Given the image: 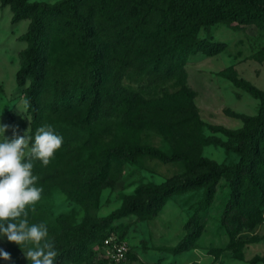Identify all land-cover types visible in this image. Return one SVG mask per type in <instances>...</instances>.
I'll list each match as a JSON object with an SVG mask.
<instances>
[{"label": "rangeland", "instance_id": "1", "mask_svg": "<svg viewBox=\"0 0 264 264\" xmlns=\"http://www.w3.org/2000/svg\"><path fill=\"white\" fill-rule=\"evenodd\" d=\"M64 1L28 0L48 9L41 12L40 127L51 125L63 137L48 165L33 161L43 191L28 210L29 223L44 222L49 243L84 239L83 255L64 264H103L97 244L112 230L130 247L120 264H264V205L249 218L235 210L227 214L230 179L218 182L208 203V183L191 181L212 164L242 160L264 100V24L245 19L233 0L206 6L203 13L214 9L227 17L195 31L172 13V0H82L76 9L100 51L105 87L87 124L90 55L78 41L71 8L56 9ZM15 7V1L0 0V123L8 125L9 139L14 133L29 137L26 157L32 122L26 95L34 76L19 85L17 75L30 59L36 11L15 20ZM194 37L219 51L190 53ZM110 147L161 156L113 157L103 173L100 154ZM258 147L264 161V138ZM255 171L264 186V167L257 164ZM162 194L167 198L155 212L149 201ZM195 214L201 234L177 253ZM10 243L0 240V248ZM16 247L17 258L27 263Z\"/></svg>", "mask_w": 264, "mask_h": 264}, {"label": "trees", "instance_id": "2", "mask_svg": "<svg viewBox=\"0 0 264 264\" xmlns=\"http://www.w3.org/2000/svg\"><path fill=\"white\" fill-rule=\"evenodd\" d=\"M4 2L15 1L16 4V14L14 16L15 20L24 18L26 14L35 10L36 14L30 26L29 36L32 39L31 55L28 62L20 69L17 75V81L19 85H23L25 80L34 76L31 85L28 88L26 95V102L28 104L29 113L32 117L31 131H30V148L32 139L36 134V130L40 128L43 112L40 106L39 92L42 86V76L39 73L40 66V51L43 37V18L41 16L42 11H47L48 9L38 5L29 4L28 0H2ZM82 0H66L59 7L68 5L76 16V20L79 26L80 35L78 41L81 46L89 51V72L88 78L90 80L91 89V99L88 103V110L85 116V122L90 124V119H92L99 107L104 101V89L102 84V74H101V54L96 45L91 40V29L89 25L84 20L83 16L79 14L76 6ZM215 0H172L171 9L172 13L176 16L181 14L180 18L183 20L184 27L188 23L193 26L194 31L197 25L208 26L214 24L221 19L227 17L225 12L210 9L207 14L203 13L206 6L213 3ZM222 5L225 3H230L229 0H219ZM233 3L239 6L238 10L241 15L249 20L258 21L264 24V2L262 0H233ZM224 6V5H223ZM174 16V17H175ZM177 18V17H175ZM179 18V17H178ZM177 18V19H178ZM186 37V33L182 35ZM178 42L174 45L177 46ZM188 51L190 53H196L198 51H208L209 53L218 52V48H209V45L205 41L196 40L195 37L188 45ZM169 69V66H167ZM247 147L245 149L242 160L239 164L235 166L219 167L217 165H210L208 171L201 176L193 178L191 181L197 185H205L208 183V200L210 201L213 196V192L216 189L218 182L222 178L230 179V185L232 189L231 202L227 209V214L235 210L238 213V217L246 216L249 218L252 211L262 208L264 205V186L260 181L256 171L255 166L261 164L264 167V161L259 156L258 142L261 138H264V100L262 102L260 113L252 127V129L247 131ZM153 155L160 157L161 154L157 151L150 149H135V148H124V147H110L106 148L100 154L102 172L106 171L109 166V161L113 157H121L123 159H136L140 155ZM30 153L26 156L29 157ZM34 161V160H33ZM94 183L91 180L89 184ZM167 198L166 194L155 195L150 199V204H155V212L159 210V207L164 203ZM29 207L27 210H30ZM199 215L195 214L185 225V234L180 240L178 245L174 248V251L184 252L187 251L199 238L201 234V226L199 224ZM107 222V221H106ZM116 232L114 230L109 231L104 234L102 238L98 241V246L102 250L103 241L106 236L111 233ZM122 239V235L116 232ZM83 242L84 239H80L77 242L72 243H62L61 241L54 240L50 242L54 245L57 250V256L55 258V264H64L67 261H77L83 255ZM17 244L10 243L5 251L10 253L9 259L0 258V264H24L17 258L19 253V248L16 247ZM103 253V251H102ZM103 264H111L104 257L102 259ZM29 264V262L25 263Z\"/></svg>", "mask_w": 264, "mask_h": 264}, {"label": "clouds", "instance_id": "3", "mask_svg": "<svg viewBox=\"0 0 264 264\" xmlns=\"http://www.w3.org/2000/svg\"><path fill=\"white\" fill-rule=\"evenodd\" d=\"M7 129L8 125L0 123V240L17 244L29 264H55L57 250L45 240L47 225L29 223L27 209L41 199L43 191L32 171L33 160L48 165L63 137L51 125L38 128L26 158L29 137L14 133L9 139ZM0 258L9 259L10 253L0 248Z\"/></svg>", "mask_w": 264, "mask_h": 264}, {"label": "built area", "instance_id": "4", "mask_svg": "<svg viewBox=\"0 0 264 264\" xmlns=\"http://www.w3.org/2000/svg\"><path fill=\"white\" fill-rule=\"evenodd\" d=\"M102 251L109 263L120 264L127 260L130 247L116 232H111L103 241Z\"/></svg>", "mask_w": 264, "mask_h": 264}]
</instances>
